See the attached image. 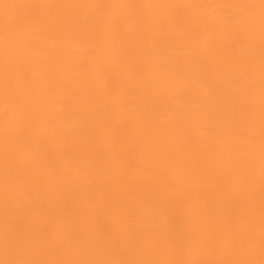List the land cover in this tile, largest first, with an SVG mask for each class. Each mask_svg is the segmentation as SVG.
<instances>
[{"label": "bare ground", "instance_id": "obj_1", "mask_svg": "<svg viewBox=\"0 0 264 264\" xmlns=\"http://www.w3.org/2000/svg\"><path fill=\"white\" fill-rule=\"evenodd\" d=\"M264 264L262 0H0V264Z\"/></svg>", "mask_w": 264, "mask_h": 264}, {"label": "snow or ice", "instance_id": "obj_2", "mask_svg": "<svg viewBox=\"0 0 264 264\" xmlns=\"http://www.w3.org/2000/svg\"><path fill=\"white\" fill-rule=\"evenodd\" d=\"M262 6H264V0H262ZM6 264H24V262H6Z\"/></svg>", "mask_w": 264, "mask_h": 264}]
</instances>
